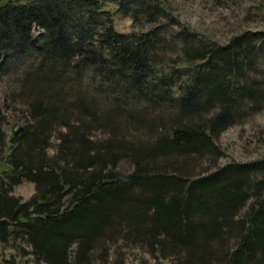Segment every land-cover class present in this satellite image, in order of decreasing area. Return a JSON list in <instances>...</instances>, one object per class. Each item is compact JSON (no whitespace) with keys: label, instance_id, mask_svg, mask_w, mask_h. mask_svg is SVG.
<instances>
[{"label":"trees","instance_id":"obj_1","mask_svg":"<svg viewBox=\"0 0 264 264\" xmlns=\"http://www.w3.org/2000/svg\"><path fill=\"white\" fill-rule=\"evenodd\" d=\"M2 72L27 123L9 136L0 103V242L38 264H264V156L221 163L217 141L264 108L263 30L221 42L167 0H0Z\"/></svg>","mask_w":264,"mask_h":264},{"label":"rangeland","instance_id":"obj_2","mask_svg":"<svg viewBox=\"0 0 264 264\" xmlns=\"http://www.w3.org/2000/svg\"><path fill=\"white\" fill-rule=\"evenodd\" d=\"M167 2L173 13L182 21L190 24L203 35L221 42L227 41L235 33L246 29L264 31V0H167ZM106 7L112 10L117 29L130 31L134 27L137 28L133 26V18L130 15L117 10L116 3L110 2ZM172 28L178 29L177 25ZM168 30L172 32L171 29L168 28ZM43 33L42 27L37 25L33 27L34 37L41 36ZM176 48L177 46L173 50ZM17 66L20 64L13 62L10 72ZM15 86L11 74L0 73V103L7 113L8 123L5 125V130L9 136L14 129L17 130L27 123L26 105L20 97H12ZM99 104L102 105V103ZM51 140L54 144L57 142L53 137ZM217 141L225 151V155L220 158L221 163L248 161L264 156V108L242 123L229 126L217 137ZM54 148L52 146L50 151L54 152ZM3 168H9L6 161L2 164L0 171ZM34 192V183L29 180H24L14 189V193L21 195L24 199L30 198ZM30 248L26 243L12 245L0 242V264H38L30 253ZM141 252L133 249L128 254L126 264H141V256H143ZM147 264L157 263L149 259Z\"/></svg>","mask_w":264,"mask_h":264},{"label":"water","instance_id":"obj_3","mask_svg":"<svg viewBox=\"0 0 264 264\" xmlns=\"http://www.w3.org/2000/svg\"><path fill=\"white\" fill-rule=\"evenodd\" d=\"M15 126V124H13V127ZM15 128V127H14ZM13 132L15 133L16 132V129L13 130Z\"/></svg>","mask_w":264,"mask_h":264}]
</instances>
